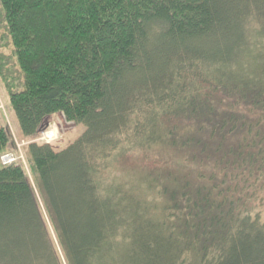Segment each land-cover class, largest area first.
Instances as JSON below:
<instances>
[{
    "label": "trees",
    "instance_id": "obj_1",
    "mask_svg": "<svg viewBox=\"0 0 264 264\" xmlns=\"http://www.w3.org/2000/svg\"><path fill=\"white\" fill-rule=\"evenodd\" d=\"M0 84V264H264V0H0Z\"/></svg>",
    "mask_w": 264,
    "mask_h": 264
},
{
    "label": "rangeland",
    "instance_id": "obj_2",
    "mask_svg": "<svg viewBox=\"0 0 264 264\" xmlns=\"http://www.w3.org/2000/svg\"><path fill=\"white\" fill-rule=\"evenodd\" d=\"M48 128L46 131H44L37 140L41 143H49L54 144V147L56 150H60L68 146L70 143L75 141L80 134L83 132L82 126H74L73 124L67 123L64 119V117L60 114H57L55 116H51L48 119ZM0 126H4L11 137V144L10 149L15 150L18 155L11 152V154L14 155L15 161L18 159L23 158V151L22 147L27 144L26 140L21 136L20 130L16 121L15 116L12 113V110L10 108V104L6 95V92L2 88L0 84ZM46 133H52V138L45 140V134ZM45 140V141H44ZM173 160L179 159V156L171 154ZM136 162V164H134ZM124 163L127 165V169H131L134 172L139 171V167H148L150 165V161H145V163H142L141 160L138 161H132L131 164L130 161L124 160ZM129 165V166H128ZM138 167V168H137Z\"/></svg>",
    "mask_w": 264,
    "mask_h": 264
},
{
    "label": "bare ground",
    "instance_id": "obj_3",
    "mask_svg": "<svg viewBox=\"0 0 264 264\" xmlns=\"http://www.w3.org/2000/svg\"><path fill=\"white\" fill-rule=\"evenodd\" d=\"M52 133H46L45 134V140H48V139H51L52 138ZM44 140V141H45ZM5 155H8V153L7 154H5ZM4 155V156H5ZM14 161H15V158H14V155H13V157H12V159H10V160H8V161H4L3 163H2V165H7V164H11L12 162L14 163Z\"/></svg>",
    "mask_w": 264,
    "mask_h": 264
},
{
    "label": "built area",
    "instance_id": "obj_4",
    "mask_svg": "<svg viewBox=\"0 0 264 264\" xmlns=\"http://www.w3.org/2000/svg\"><path fill=\"white\" fill-rule=\"evenodd\" d=\"M12 155H5V156H2L1 157V161H2V163L4 162V161H8V160H10V159H12Z\"/></svg>",
    "mask_w": 264,
    "mask_h": 264
}]
</instances>
